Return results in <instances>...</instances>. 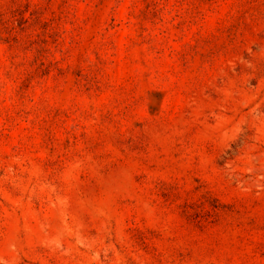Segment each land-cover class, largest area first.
I'll return each mask as SVG.
<instances>
[{
  "label": "rangeland",
  "instance_id": "1",
  "mask_svg": "<svg viewBox=\"0 0 264 264\" xmlns=\"http://www.w3.org/2000/svg\"><path fill=\"white\" fill-rule=\"evenodd\" d=\"M0 264H264V0H0Z\"/></svg>",
  "mask_w": 264,
  "mask_h": 264
}]
</instances>
